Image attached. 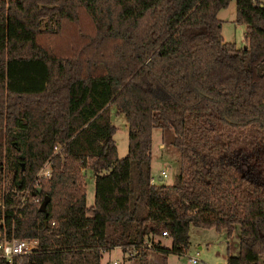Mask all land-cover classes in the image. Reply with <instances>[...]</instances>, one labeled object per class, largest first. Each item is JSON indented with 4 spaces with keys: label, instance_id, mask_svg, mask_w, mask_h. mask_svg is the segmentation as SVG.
<instances>
[{
    "label": "trees",
    "instance_id": "1",
    "mask_svg": "<svg viewBox=\"0 0 264 264\" xmlns=\"http://www.w3.org/2000/svg\"><path fill=\"white\" fill-rule=\"evenodd\" d=\"M230 1L0 0V176L20 192L50 163L22 207L0 209V239L38 247L0 264H101L115 248L146 264L143 242L165 264L191 227L225 233V264H264V3L234 0L236 49L216 17ZM153 129L171 134V185L150 183Z\"/></svg>",
    "mask_w": 264,
    "mask_h": 264
},
{
    "label": "rangeland",
    "instance_id": "2",
    "mask_svg": "<svg viewBox=\"0 0 264 264\" xmlns=\"http://www.w3.org/2000/svg\"><path fill=\"white\" fill-rule=\"evenodd\" d=\"M261 1L264 3V0ZM216 17L220 22L221 42L233 44L236 49H243L245 47L246 27L234 21V0L230 1L225 8L219 10ZM108 113L110 123L116 129L113 140L116 146L117 157L118 159H121L125 157L127 152V124L123 114H121L114 105L108 107ZM170 138L171 134L169 132L162 134L160 129L152 130L153 145L151 150L150 175L155 179L154 184L171 185L174 176L178 172L177 153L168 143ZM3 170L4 169L1 170V173ZM161 172L165 174V177L158 181L156 179L160 176ZM82 177L83 181L87 180V178L84 177L83 172ZM131 179H134L133 171L131 173ZM84 186H86V184H84ZM87 192V205H89L91 203L90 198L93 196V182H90V186L88 185ZM142 208L143 201L141 200L138 207L140 214L142 213ZM222 233L225 235L224 232ZM189 237L190 246L187 248L186 252L181 256L168 255L165 264H191L189 263L191 258L196 259V264H223L224 243L223 240L215 234L214 230L213 232H207L204 229L191 227L189 230ZM159 242L163 243V239H160ZM208 243L209 245L206 249L205 246ZM166 245V247H169V244ZM198 246L200 247V250H198V255L195 256L194 251ZM143 252H145L144 260L146 264H157V256L149 247L144 248ZM136 259L135 255L128 256L127 252L123 253L121 250L117 249L110 254L106 252L105 255H101L100 263L139 264L136 262Z\"/></svg>",
    "mask_w": 264,
    "mask_h": 264
},
{
    "label": "built area",
    "instance_id": "3",
    "mask_svg": "<svg viewBox=\"0 0 264 264\" xmlns=\"http://www.w3.org/2000/svg\"><path fill=\"white\" fill-rule=\"evenodd\" d=\"M50 174V163L46 162L38 173L35 175L32 183L25 188L23 191L16 192L14 186L13 175L3 170L0 176L1 188H0V209L4 208V200L8 199L11 195L19 197V203L17 204V209L23 206L25 198L28 196L32 188L37 186V182L41 178H47ZM165 177L163 172L160 173V176L156 180H160ZM155 181L154 178H150V183L152 184ZM154 184V183H153ZM162 237H165V233H162ZM38 247V240L36 237L30 239H0V258L4 259L10 263L14 258L27 257L33 253ZM149 247V243L143 242L141 248ZM136 249H130L127 254L128 256H133L136 254ZM189 263L196 264V259L191 258Z\"/></svg>",
    "mask_w": 264,
    "mask_h": 264
},
{
    "label": "crops",
    "instance_id": "4",
    "mask_svg": "<svg viewBox=\"0 0 264 264\" xmlns=\"http://www.w3.org/2000/svg\"><path fill=\"white\" fill-rule=\"evenodd\" d=\"M152 145H153V140H152ZM151 150H152V147H151ZM150 174H151V173H150ZM83 175H84V177L87 178L86 181H83V183L86 184V186H85V204H86V206H90V205L92 204V202H93V196L90 198V202H91V203H90L89 205H87V201H88V192H87V189H88V185L90 186V182H93V177H92V173H91L90 171H88V170H84ZM150 177H151V175H150ZM151 178H152V177H151ZM157 179H158V177H157ZM158 181H159V180H158ZM153 183H154V182H153ZM153 183H152V184H153ZM206 231H207V232H213L212 229H208V230H206ZM215 234H217L218 237L221 238V239L223 240V243H224V245H223V246H224V255H223V260H224V262H223V264H225V259H226V255H225V245H226V243H227V239H226V236L223 235L222 232H218V233L215 232ZM162 239H163V243L160 242V243H161L160 245L166 247V246H167L166 244H169V240H167V239H165V238H163V237H162ZM162 239H161V240H162ZM233 240L236 241V240H235V235H234V237H233ZM208 245H209V243L206 244V246H205L206 249H207ZM189 246H190V237H189ZM189 246H188V247H189ZM114 250H117V248L108 251V254H110V253L113 252ZM198 250H200V247H199V246H198L197 249L194 251L195 256L198 255ZM105 254H106V252H105ZM105 254L103 253L102 255H105ZM146 258H147V257H146ZM144 259H145V257H144ZM115 261H116V260H115Z\"/></svg>",
    "mask_w": 264,
    "mask_h": 264
},
{
    "label": "water",
    "instance_id": "5",
    "mask_svg": "<svg viewBox=\"0 0 264 264\" xmlns=\"http://www.w3.org/2000/svg\"><path fill=\"white\" fill-rule=\"evenodd\" d=\"M47 201H48L47 198L42 199V201L40 202L39 207H38L39 212H41V213L45 212V205H46Z\"/></svg>",
    "mask_w": 264,
    "mask_h": 264
}]
</instances>
